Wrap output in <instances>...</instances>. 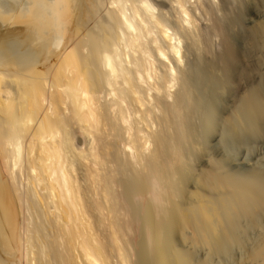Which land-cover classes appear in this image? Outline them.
<instances>
[{"label": "clouds", "instance_id": "obj_1", "mask_svg": "<svg viewBox=\"0 0 264 264\" xmlns=\"http://www.w3.org/2000/svg\"><path fill=\"white\" fill-rule=\"evenodd\" d=\"M86 2L95 6L93 0ZM248 3L254 2L172 0V27L155 16L146 22L137 12L130 17L137 27L135 44L111 52L112 65L82 47L87 87L81 92L94 98L99 118L90 144L86 127L61 95L64 89L57 94L69 126L86 141L75 166L65 173L71 202L81 211L74 215L65 202V182L54 192L45 188L56 207L43 217L34 209L31 223L25 209L13 203L7 219L0 217V264H143L139 240L146 225L154 236L150 264H205L194 255L197 249L208 250L212 264L228 235L223 218L244 219L264 233V101L249 95L251 84H240L235 99L226 100L207 84L194 88L190 65L191 40L202 37L212 45L220 39L217 27L242 14ZM38 6L59 8L66 44H80L84 14L76 0H42ZM107 7L121 6L109 0ZM247 32L246 48L254 42L255 25ZM46 55L47 91L54 86L62 51L51 49ZM19 71L12 62H0V78L6 81ZM17 111L40 119L27 94L17 98ZM215 137L230 146L226 153L210 149ZM26 143L35 149L30 170L39 194L47 150L39 147L35 130ZM24 156L25 161L15 162L17 168L27 161V151ZM40 203L47 205L44 199ZM174 232L183 233L184 240L173 243ZM237 264H264V243L242 251Z\"/></svg>", "mask_w": 264, "mask_h": 264}, {"label": "bare ground", "instance_id": "obj_2", "mask_svg": "<svg viewBox=\"0 0 264 264\" xmlns=\"http://www.w3.org/2000/svg\"><path fill=\"white\" fill-rule=\"evenodd\" d=\"M41 2L42 0H0V62H12L20 69L15 77L8 81L0 78V217L7 219L9 208L14 203L17 210L25 209L30 223L32 218L35 219L34 209L37 216L43 217L48 216L51 209L56 207L51 192L45 191V188L54 192L57 184L64 182L62 192L66 198L65 202L69 203L74 215L78 216L81 211L74 202H71V186L66 183L65 173L70 167L75 166L86 141L69 126L66 106L58 100L57 94L59 89H64L61 95L70 100L72 110L86 127L87 135L91 137L87 143L90 144L91 140L95 139L93 131L95 129L98 131L99 118L95 115L94 98L90 96L85 98L87 93L82 95L81 92L82 87L85 89L87 87L82 47L95 52L97 58L102 57L105 64L112 65L111 52L117 49L125 51L130 45L135 44L137 27L130 17L137 12L146 22L155 16L156 22L168 24L170 27L174 24L172 0H115V3L121 6L118 9H109L107 7L109 0H93L94 7L89 6L86 0H76L77 6L84 14V35L79 45L69 47L63 35L59 8L40 7L38 5ZM256 3L258 9H264V0H257ZM144 4L149 7H135ZM126 5L133 7H125ZM247 7L245 6V9ZM152 9L155 11H151ZM17 10L19 13L13 17L12 14ZM234 17H231L234 21L240 20L242 15L236 16L239 19ZM21 24L25 27L20 28ZM230 24L231 22L224 21L217 27L220 39L212 45L202 37L200 39L194 37L191 40L190 65L193 70V87L198 88L202 84H207L215 95L216 90L221 88L229 90L231 86L227 88L229 86L227 81L232 80V83L235 81L237 88L240 84H251L249 95L257 102L264 101V59H260L263 71L258 70L260 67H253L252 63H248L249 51L264 49V25L259 24L262 25L259 26L261 28H255L254 42L246 48L244 41L250 40L251 34L243 32L240 39L242 43L236 46L237 43L231 42L228 36ZM214 46L215 51L212 49ZM51 49L62 51V55L59 57L54 86L46 91L45 84L49 77L45 66L50 62V56L46 54H49ZM254 53L257 55V51ZM261 54L257 57L262 58ZM254 58L256 59V56ZM253 77H256L255 81L252 80ZM5 92L7 98L3 99ZM26 94L33 105V111L40 115L39 121L33 114L17 111V98ZM190 100L191 97L186 98V102ZM200 103L202 105L207 103L206 94L200 97ZM33 130L39 136V147L47 150V155L40 164L44 183L40 185L39 194L35 187L36 178L30 170L35 149L26 143ZM209 147L217 153H226L230 146L221 145L219 137H215L209 141ZM25 151L28 152L27 161L23 163L22 168H17L15 162L25 161ZM92 151L95 154V147ZM43 199L47 205L40 203ZM55 220L57 224L63 221L59 211L55 215ZM222 227L227 229L228 235L221 240L218 254L212 257V264H237L242 251H250L264 243V233H260L258 227L250 226L244 219L228 220L225 217L222 219ZM229 239L232 241L231 244ZM183 240V233H173V243ZM139 246L143 264H150L149 254L154 246V236L147 225L139 240ZM194 255L197 259H204L205 264H208L210 258L208 250L197 249Z\"/></svg>", "mask_w": 264, "mask_h": 264}, {"label": "rangeland", "instance_id": "obj_3", "mask_svg": "<svg viewBox=\"0 0 264 264\" xmlns=\"http://www.w3.org/2000/svg\"><path fill=\"white\" fill-rule=\"evenodd\" d=\"M256 1L257 0H255V1H253L254 3H248L246 6H248L249 8L250 7H252V6H254L255 8H256V10H255V8L254 7H252V8H254V10L252 9V8H250V9H252V10H250L248 7H247V9H249V10H247V9H245L244 10V12H242L243 14H240L239 15V13H236V14H233V15H231V17H234V18H237L238 16H241L242 15V17H241V19L240 20H236L235 19V21H234V19L233 18H231V17H229L225 22H231V24H230V26H229V32L228 33H230V35L228 34V36H229V39H231L230 41L231 42H233V43H237L236 44V46L237 45H239L240 46V43H242L241 41L242 40H240V39H242V37H243V34L246 32V34L248 33L247 32V28L248 27H251L252 25H255V28H261V27H259V26H262V25H264V18H262V17H264V9H258L259 8V6L257 5V7H256ZM256 3V4H255ZM261 10V11H260ZM263 10V11H262ZM247 11V12H246ZM255 11V12H254ZM257 12V13H256ZM19 13V10H17V12H14L13 14H12V16L14 17L15 15H17ZM261 13H262V15H261ZM238 14V15H237ZM245 14V15H244ZM237 16V17H236ZM244 16H246V17H244ZM231 18V19H230ZM249 18V19H248ZM230 19V20H229ZM237 19H239V18H237ZM261 21H263V22H261ZM261 22V23H260ZM237 23H238V25H237ZM256 23H257V25H256ZM263 23V24H262ZM235 24V25H234ZM259 24H262V25H259ZM248 26V27H247ZM233 28V29H232ZM230 29H232V30H230ZM244 32V33H243ZM231 37H233V38H231ZM215 43V42H214ZM217 48V47H216ZM212 49L214 50L215 49V46L214 47H212ZM211 50L212 51V53L216 50ZM255 51H257V55L254 53ZM255 51H249V53H248V63H252V65L251 64H249V65H251V66H257V67H260V69H258V70H260V71H263V67H262V65L260 66V59L261 60H263L264 59V56L262 55V54H264V49H261V51L260 50H255ZM253 52V53H252ZM259 52V53H258ZM251 53V54H250ZM262 53V54H261ZM250 54V55H249ZM258 54H261L260 55V57L262 56V58H259V57H257L258 56ZM252 55H254L253 57H252ZM256 56V59L254 58ZM256 60V61H255ZM259 60V61H258ZM264 61V60H263ZM256 62V63H255ZM258 62H259V66H258ZM251 66H249L250 68H253V67H251ZM255 70H257V68L255 69ZM254 73V72H253ZM252 75H255L256 76V74H252ZM228 78H230L229 76H228ZM252 79V78H251ZM255 79H256V77H253V81H255ZM231 79H229V81H230ZM235 80V79H234ZM239 80H236V82H238ZM227 83H229V86H228V84H227V88H229L230 86H231V90L229 89V90H225L226 88H221V90L219 89V90H216L217 92H216V94L218 93V94H220V95H222V93L224 92V93H226V94H224L223 93V97L225 98V100L227 99V98H229V97H231V98H234L235 99V97H233L234 96V93H235V90L237 89V85H236V83H235V81H234V83H232V80L230 81V82H228L227 81ZM232 83V84H231ZM240 83V82H239ZM239 83H238V85H239ZM236 85V86H235ZM239 87V86H238ZM224 89V90H223ZM222 92V93H221ZM229 93V94H228ZM233 95V96H232ZM229 106H231V105H228V107ZM226 107H227V105H226Z\"/></svg>", "mask_w": 264, "mask_h": 264}, {"label": "snow or ice", "instance_id": "obj_4", "mask_svg": "<svg viewBox=\"0 0 264 264\" xmlns=\"http://www.w3.org/2000/svg\"><path fill=\"white\" fill-rule=\"evenodd\" d=\"M239 2H240V0H233V3H239ZM85 107H87V105H85Z\"/></svg>", "mask_w": 264, "mask_h": 264}]
</instances>
